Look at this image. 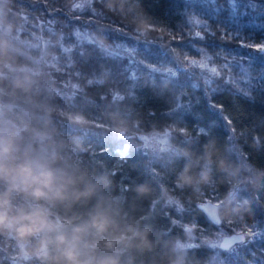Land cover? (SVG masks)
Returning a JSON list of instances; mask_svg holds the SVG:
<instances>
[{
	"label": "trees",
	"instance_id": "obj_1",
	"mask_svg": "<svg viewBox=\"0 0 264 264\" xmlns=\"http://www.w3.org/2000/svg\"><path fill=\"white\" fill-rule=\"evenodd\" d=\"M79 1L0 0L3 22L41 32L55 55L41 74H30L40 70L37 51L0 28V119L50 133L45 143L64 167L111 180L103 194L120 210V227L92 238L98 255L120 264H264V189L248 183L264 172V51L257 50L264 0H90L77 10ZM138 20L154 30L141 36ZM203 61L212 70L197 66ZM77 115L86 123H74ZM121 122L123 137L115 131ZM168 128L177 131L173 150L160 159L135 137ZM208 146L212 181L200 192L179 188L178 174L186 166L198 174ZM208 200L220 205L219 225L200 209ZM129 224L149 229L151 250L124 242ZM220 228L246 239L215 249L208 240ZM190 236L195 243L180 247ZM0 264L38 262H26L14 240L0 237Z\"/></svg>",
	"mask_w": 264,
	"mask_h": 264
},
{
	"label": "clouds",
	"instance_id": "obj_2",
	"mask_svg": "<svg viewBox=\"0 0 264 264\" xmlns=\"http://www.w3.org/2000/svg\"><path fill=\"white\" fill-rule=\"evenodd\" d=\"M136 23L141 36L154 30L142 20ZM17 86L27 90L25 84ZM71 119L77 124L86 123L79 115ZM115 131L123 137L127 128L121 122ZM25 133H30L27 139ZM51 139L46 131L0 119V237L14 240L26 262L120 264L115 257L98 255L99 245L92 239L107 236L120 227V210L103 194L111 180L106 175L93 176L87 170L64 167L55 149L50 150L45 143ZM213 155V148L208 146L202 170L197 174L186 166L177 176V186L200 192L201 185L212 181ZM220 166L227 171L223 161ZM248 183L256 191L264 189V172L254 173ZM137 191L143 194L146 189L140 187ZM235 199L236 194L229 192V203ZM85 204H91L86 215L61 216L54 211L72 213ZM212 218L220 222L218 213ZM126 232L131 235L121 238L130 247L151 250L148 228L141 230L129 224Z\"/></svg>",
	"mask_w": 264,
	"mask_h": 264
},
{
	"label": "rangeland",
	"instance_id": "obj_3",
	"mask_svg": "<svg viewBox=\"0 0 264 264\" xmlns=\"http://www.w3.org/2000/svg\"><path fill=\"white\" fill-rule=\"evenodd\" d=\"M209 2H211V0H209ZM89 4L90 0H80L73 7L77 10H83L85 8H88ZM3 11L4 7L0 6V28L6 31V33L10 36L14 44L22 45L27 50L29 49L37 51V57H35V62L37 63V66L38 68H40V70H29V73L37 75L41 74V69L46 66V64L49 63L51 59L53 60L55 56L53 54L52 48H50L51 45H54V42L43 37L41 35V32L36 33L37 31L35 30H27L23 28V26H25L24 23L21 25L20 22H18V24L20 25H13L14 23L10 19H7L5 22H3ZM42 23L43 22L40 21L39 24L35 26V28L39 27V25H41ZM13 26L15 27L13 28ZM39 29L42 30L41 27H39ZM48 30L54 32L51 28H48ZM80 34H82L80 33V31L76 33L78 37ZM59 45H63L62 42H59ZM197 66L202 70H212L213 67L210 66V64L206 61H203L201 63L198 62ZM216 69L217 68H215V70ZM174 134H177V131H173V129L168 128L161 132L153 131L149 133H139L135 137L139 141L141 147H143L144 150L149 152L151 157L160 159L163 155L166 156L172 152L173 146L171 140ZM125 148L127 147L125 146ZM224 234H226L225 229L220 228V231L208 240L209 244L215 249H220L219 244ZM252 237H255V235H252ZM194 243L195 238L193 236H190L189 240H187L185 243H180L179 246L186 247L193 245Z\"/></svg>",
	"mask_w": 264,
	"mask_h": 264
},
{
	"label": "water",
	"instance_id": "obj_4",
	"mask_svg": "<svg viewBox=\"0 0 264 264\" xmlns=\"http://www.w3.org/2000/svg\"><path fill=\"white\" fill-rule=\"evenodd\" d=\"M200 209L208 215V217L213 223L220 224V222L216 223L212 218L217 213L219 214V204L214 203L212 201H206L200 205ZM245 239L246 237L243 233H233L230 235H226L222 237L219 247L222 250L227 251L230 250L236 244L244 242Z\"/></svg>",
	"mask_w": 264,
	"mask_h": 264
},
{
	"label": "snow or ice",
	"instance_id": "obj_5",
	"mask_svg": "<svg viewBox=\"0 0 264 264\" xmlns=\"http://www.w3.org/2000/svg\"><path fill=\"white\" fill-rule=\"evenodd\" d=\"M197 35H200L199 33H197ZM257 50L258 51H264V45H259L258 47H257ZM213 71H215V70H213ZM221 107V109H222V105L220 106ZM229 123H230V121H229Z\"/></svg>",
	"mask_w": 264,
	"mask_h": 264
}]
</instances>
